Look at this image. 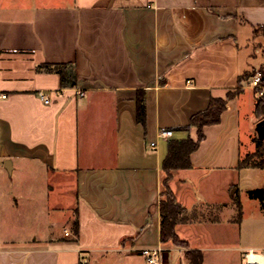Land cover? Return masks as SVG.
I'll use <instances>...</instances> for the list:
<instances>
[{"label":"crops","instance_id":"crops-1","mask_svg":"<svg viewBox=\"0 0 264 264\" xmlns=\"http://www.w3.org/2000/svg\"><path fill=\"white\" fill-rule=\"evenodd\" d=\"M64 62L76 65L75 87L38 69ZM257 69L264 0H0V264H149L140 250L157 246L168 264H191L161 239L163 163L171 140L198 138L197 127L181 128L195 113L240 88L170 182L188 211H220L177 224L207 261L215 243L237 236L238 211L222 213L238 208L243 172L259 168L238 167L254 150L244 132L261 139L249 84ZM64 178L75 195L66 216L68 204L52 197Z\"/></svg>","mask_w":264,"mask_h":264},{"label":"trees","instance_id":"trees-1","mask_svg":"<svg viewBox=\"0 0 264 264\" xmlns=\"http://www.w3.org/2000/svg\"><path fill=\"white\" fill-rule=\"evenodd\" d=\"M38 69L60 74L61 84L64 88L75 87L78 84L79 76L76 65L73 62L43 63L38 65ZM240 91V88H238L234 91H229L226 97H212L206 109L195 113L190 123L181 127L183 129H190L193 126L197 127L198 138L189 137L187 139L171 140L169 142L168 155L163 163L166 176L163 180L164 188L160 199V211L162 215L161 239L164 242L170 241L176 246L183 247L185 255L191 264H204L203 254L199 250L192 249L190 242L178 234L177 224L193 221L199 218L200 214L197 210L188 211L177 201L170 182L176 170L192 167L191 154L200 147L201 142L206 138L204 127L220 123L222 121V114L227 107L228 99L236 96ZM256 113L258 116L264 117V98L262 97L257 98ZM138 120L143 125L146 124V98L144 89H140L138 93ZM254 156L258 157V160L252 162L251 159ZM254 156L251 159L242 158L238 167L253 166L264 169V139L256 141ZM249 194L252 198L259 199L264 207V186L249 190ZM235 202L238 207V219L240 220L243 214L242 202L237 197L235 198ZM76 231H79L78 222L76 223Z\"/></svg>","mask_w":264,"mask_h":264},{"label":"rangeland","instance_id":"rangeland-1","mask_svg":"<svg viewBox=\"0 0 264 264\" xmlns=\"http://www.w3.org/2000/svg\"><path fill=\"white\" fill-rule=\"evenodd\" d=\"M255 72V71H254ZM259 135L261 139H264V128L259 127ZM247 132H244V149L250 150L253 148V151H250L248 155L246 154L244 159H251L255 152V143H251L246 136ZM251 156V157H250ZM250 157V158H249ZM258 157H253L251 161H257ZM264 186V169H249L243 172L240 179L238 187V194L236 195L238 199L241 200L243 206L242 219L239 222L238 234L236 237L229 240H222L221 242L215 243V249L206 251L207 258L204 264H243L244 249L254 247L260 251L264 250V208L261 205V202L258 199H254L249 194L250 188H257ZM55 194H59L62 197V201L65 204H68L74 199V189L71 179H63V183L60 186H55L54 192H52V197ZM4 203L3 208H6L7 200L4 198L2 200ZM236 206L229 207L224 210L222 216H231L236 215L237 210ZM203 210V211H202ZM72 212V208L63 209V215L66 216ZM200 214L207 216H215L219 214V210L216 209H201L197 210ZM64 225L61 227L63 228ZM183 248V247H181ZM184 249V248H183ZM167 256V254H166ZM177 258V253H171V261H175Z\"/></svg>","mask_w":264,"mask_h":264},{"label":"built area","instance_id":"built-area-1","mask_svg":"<svg viewBox=\"0 0 264 264\" xmlns=\"http://www.w3.org/2000/svg\"><path fill=\"white\" fill-rule=\"evenodd\" d=\"M249 84L256 90L257 96L264 98V73L261 69H257L251 76ZM46 102L50 99L46 97L43 91L39 92ZM6 96V95H3ZM174 130L166 129L160 132L161 136L171 137ZM152 146H156V142H152ZM66 235H70L67 230ZM140 253L146 258L149 264H168L166 260L167 249L163 246L142 248ZM81 264L88 262L87 257L82 256ZM243 264H264V251H260L254 247L244 249Z\"/></svg>","mask_w":264,"mask_h":264},{"label":"water","instance_id":"water-1","mask_svg":"<svg viewBox=\"0 0 264 264\" xmlns=\"http://www.w3.org/2000/svg\"><path fill=\"white\" fill-rule=\"evenodd\" d=\"M260 127L264 128V119L261 121Z\"/></svg>","mask_w":264,"mask_h":264}]
</instances>
